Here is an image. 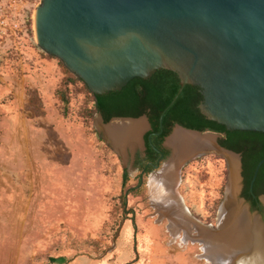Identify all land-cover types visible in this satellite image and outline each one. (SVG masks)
<instances>
[{"label":"rangeland","instance_id":"1","mask_svg":"<svg viewBox=\"0 0 264 264\" xmlns=\"http://www.w3.org/2000/svg\"><path fill=\"white\" fill-rule=\"evenodd\" d=\"M41 1L0 0V62L21 67L26 83L24 105L0 84V264H206L152 206L161 166L143 175L133 165L141 146L124 156L102 139L93 95L36 43ZM228 174L218 154L182 169L178 189L199 221L216 224Z\"/></svg>","mask_w":264,"mask_h":264},{"label":"water","instance_id":"2","mask_svg":"<svg viewBox=\"0 0 264 264\" xmlns=\"http://www.w3.org/2000/svg\"><path fill=\"white\" fill-rule=\"evenodd\" d=\"M34 31L39 47L59 58L94 94L121 90L132 79H149L161 69L176 72L181 87L160 114L161 128L165 113L190 84L202 89L199 108L208 119L230 131L264 132V0H42L36 7ZM140 118L148 124L142 134L144 150L145 135L151 129L146 114L114 116L109 121L100 112L98 116L102 125ZM175 128L216 137V148L185 158L181 172L192 160L210 154L222 155L227 161L228 182L216 223L228 198L226 153L239 161L240 198L250 212L261 217L242 196V153L224 147L220 133L174 124L163 143L170 151L168 158L174 150L167 140ZM164 160L162 155L153 168L158 169ZM263 164L264 158L256 165L249 188L260 206L264 194L257 197L253 189Z\"/></svg>","mask_w":264,"mask_h":264},{"label":"bare ground","instance_id":"3","mask_svg":"<svg viewBox=\"0 0 264 264\" xmlns=\"http://www.w3.org/2000/svg\"><path fill=\"white\" fill-rule=\"evenodd\" d=\"M147 125L145 118L114 120L108 125L99 123L105 136L124 156L127 149L134 151L142 146V134ZM167 145L174 153L151 175L148 193L156 212L170 221L168 228L172 234L181 237L183 232L181 241L198 242L206 264H264V220L250 212L240 198L237 156L225 154L230 165L227 202L220 211L218 224L202 222L208 225L205 226L191 213L178 187L182 161L199 150L215 149L216 137L175 128Z\"/></svg>","mask_w":264,"mask_h":264},{"label":"trees","instance_id":"4","mask_svg":"<svg viewBox=\"0 0 264 264\" xmlns=\"http://www.w3.org/2000/svg\"><path fill=\"white\" fill-rule=\"evenodd\" d=\"M83 84L94 98V111L92 112L102 113L105 121H109L114 116L139 117L146 114L149 117L152 130L146 133L145 139L148 149L152 153L155 151L149 141V135L152 132L162 131L161 134L153 137L154 145L162 147L174 124H180L190 129L210 130L222 134L223 137L220 143L224 147L242 153V174L245 182L243 196L252 202L253 210H260L258 199L253 198L249 188L256 165L264 158V132L230 131L225 125L208 119L199 108L204 98L202 89L199 86L190 84L185 86L175 103L165 113L161 128L160 114L170 104L181 87L178 74L171 70H158L149 79L136 77L121 90L103 95L94 94L84 82ZM163 154L166 159L170 152L163 148ZM150 160L155 161V158L151 157ZM140 163L141 167H144L145 162L140 161ZM151 169L149 168V171ZM125 177L123 184L126 182ZM253 190L257 197L264 194V164L260 168ZM190 210L193 213L191 208ZM194 215L201 219L198 215ZM51 261L56 263L57 259L51 258Z\"/></svg>","mask_w":264,"mask_h":264},{"label":"crops","instance_id":"5","mask_svg":"<svg viewBox=\"0 0 264 264\" xmlns=\"http://www.w3.org/2000/svg\"><path fill=\"white\" fill-rule=\"evenodd\" d=\"M4 50H7V49H3V50L0 49V59L1 60H3V57H7L6 55L7 53H4L5 52ZM20 57H22L23 59L22 53H20ZM5 65H8L7 67L12 69V71H8V70L3 71V68ZM15 68H16V65H14V62L13 64L11 63L3 64L2 62H0V84L3 82L2 86L6 85V90L8 91L7 94L9 95L11 93H14L16 97L19 98L16 101L19 102L21 105H24L23 102L25 99L23 97L25 96L26 83H25V80L21 78L22 76H21L20 70H18V68H21V67L18 66L17 71ZM131 231H132L131 225L130 223H127L125 225V230H124V237L126 239L129 238Z\"/></svg>","mask_w":264,"mask_h":264},{"label":"flooded vegetation","instance_id":"6","mask_svg":"<svg viewBox=\"0 0 264 264\" xmlns=\"http://www.w3.org/2000/svg\"><path fill=\"white\" fill-rule=\"evenodd\" d=\"M151 130H152V126H151V129L149 131H151ZM149 131H147V132H149ZM98 133L102 137V139H104L103 138V133L101 131H99V130H98ZM154 133H157V132H152L151 133V138L149 139V141L151 142V146H152V148L154 149L155 152L154 153L150 152V150L148 149L147 143L145 142V149L142 150V151H137V153L134 155L133 165H135V167L140 169V171L143 173V175L149 172V168L154 169L152 164H156L158 162V160L160 159V157L162 155H164L163 154V148H165L164 145L162 144V147H157L153 143V137L159 135V134H154ZM161 133H162V131H161ZM151 157L155 158V161L154 160H150ZM140 161L145 162L144 167H141ZM242 196H243V192H242ZM244 198L252 206V202L249 199H247L246 197H244Z\"/></svg>","mask_w":264,"mask_h":264}]
</instances>
